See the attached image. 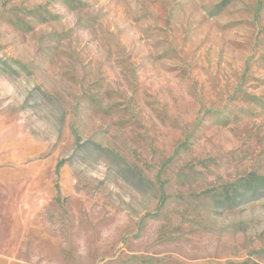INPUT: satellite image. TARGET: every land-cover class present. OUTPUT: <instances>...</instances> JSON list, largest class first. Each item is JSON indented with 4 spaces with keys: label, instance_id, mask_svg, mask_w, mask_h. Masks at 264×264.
I'll list each match as a JSON object with an SVG mask.
<instances>
[{
    "label": "rangeland",
    "instance_id": "374dc122",
    "mask_svg": "<svg viewBox=\"0 0 264 264\" xmlns=\"http://www.w3.org/2000/svg\"><path fill=\"white\" fill-rule=\"evenodd\" d=\"M0 264H264V0H0Z\"/></svg>",
    "mask_w": 264,
    "mask_h": 264
}]
</instances>
